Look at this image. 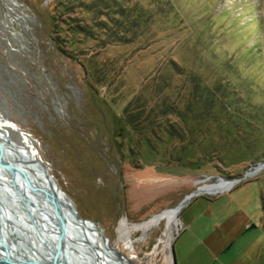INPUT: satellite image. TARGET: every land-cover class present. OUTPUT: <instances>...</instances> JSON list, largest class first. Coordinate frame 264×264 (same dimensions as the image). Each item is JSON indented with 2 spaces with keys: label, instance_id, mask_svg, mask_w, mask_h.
<instances>
[{
  "label": "rangeland",
  "instance_id": "rangeland-1",
  "mask_svg": "<svg viewBox=\"0 0 264 264\" xmlns=\"http://www.w3.org/2000/svg\"><path fill=\"white\" fill-rule=\"evenodd\" d=\"M61 1L0 0V132L135 264H174L196 200L232 190L257 226L198 263L264 264V0H135L123 41ZM187 198L176 226L133 229Z\"/></svg>",
  "mask_w": 264,
  "mask_h": 264
},
{
  "label": "water",
  "instance_id": "water-1",
  "mask_svg": "<svg viewBox=\"0 0 264 264\" xmlns=\"http://www.w3.org/2000/svg\"><path fill=\"white\" fill-rule=\"evenodd\" d=\"M251 174L247 173L246 177ZM197 194L200 193L193 192L191 197ZM39 196L44 198L46 207L35 201ZM31 201L40 207L41 213L29 205ZM88 222L99 226L98 222L80 215L44 161L31 150L23 151L16 140L0 133V264H51L46 252L38 249L41 239L43 244H49L47 237H51V233H46L47 229L57 231L55 244L60 247L61 264H106L109 255L124 260L125 264H135L121 250L107 245L101 229L105 247L95 243L90 230L86 229ZM25 245L36 247L38 254L22 253ZM101 249H104L103 254ZM80 252H89L92 257L86 256L84 261ZM172 255L173 263L177 264L174 245ZM59 261L54 257L53 264H60Z\"/></svg>",
  "mask_w": 264,
  "mask_h": 264
},
{
  "label": "crops",
  "instance_id": "crops-1",
  "mask_svg": "<svg viewBox=\"0 0 264 264\" xmlns=\"http://www.w3.org/2000/svg\"><path fill=\"white\" fill-rule=\"evenodd\" d=\"M233 192L226 191L211 199L196 200L192 212L183 220L184 230L177 238L181 240L187 235L175 250L178 264H199L200 250L220 254L227 246V250L231 248L246 231L257 226L250 213L248 194Z\"/></svg>",
  "mask_w": 264,
  "mask_h": 264
},
{
  "label": "trees",
  "instance_id": "trees-1",
  "mask_svg": "<svg viewBox=\"0 0 264 264\" xmlns=\"http://www.w3.org/2000/svg\"><path fill=\"white\" fill-rule=\"evenodd\" d=\"M75 1V0H74ZM82 1V0H80ZM135 0H93V2L88 4H85L84 9L89 13H99L101 11L103 16L100 20L99 24H95V26H100L105 31H108L109 29H114L115 31H118V34H107L110 39L115 41H123L126 39L125 34L127 31L123 28L124 25H128L126 23V19L132 21L133 23L139 20L140 17H144L145 15L142 14L134 2ZM140 2L142 0H139ZM61 5H59L60 8L66 7L67 1H61ZM139 2V3H140ZM76 3V2H74ZM131 22V23H132ZM97 23V22H96ZM129 26V25H128ZM126 27V26H125ZM91 31L90 29L85 28L82 30L83 32ZM262 203H263V210H264V192L262 195ZM175 245V243H174Z\"/></svg>",
  "mask_w": 264,
  "mask_h": 264
},
{
  "label": "bare ground",
  "instance_id": "bare-ground-1",
  "mask_svg": "<svg viewBox=\"0 0 264 264\" xmlns=\"http://www.w3.org/2000/svg\"><path fill=\"white\" fill-rule=\"evenodd\" d=\"M19 147L24 151V150H26V148L25 147H23V146H21V145H19ZM28 150H30V149H28ZM41 174V173H40ZM35 201L37 202V204L39 205V206H45L46 205V203H45V200H44V198H42V197H37L36 199H35ZM188 201H189V198H187V199H185L181 204H179L177 207H174V208H169V209H167V210H165L163 213H161L159 216H157V217H152L149 221H147L146 223H144V224H141V225H134L133 226V229H140V228H152L153 226H155V225H157V224H159L160 222H162L163 220H165V219H167L168 221H169V224L173 227V226H176V224H177V216L179 215V212L181 211V209L188 203ZM30 204V206H32V207H34V208H36V209H38V212L39 213H41V211H39V209H40V207H38L37 205H36V203H34V202H29ZM46 207V206H45ZM41 210V209H40ZM42 216H44V215H42ZM121 228H122V235L123 236H126V238H128V236H129V233H130V230L132 229V227L131 226H129L126 222L124 223V224H122V226H121ZM77 229H78V227H77ZM86 229H88V230H90V234H91V236L93 237V241L95 242V243H99L100 244V240H101V236H98V235H96L94 232H93V230L91 229V227H90V224L88 223L87 225H86ZM46 233H51V237H47L48 238V245H45L47 248H48V251L46 252V255L48 256V262H50L51 264H53V262H54V257H55V259H57L59 262H60V264H61V253H59L60 252V247L59 246H57L55 243V240H56V235H57V231L56 230H51V232L47 229L46 230ZM53 240H52V239ZM129 239V238H128ZM127 239V240H128ZM20 241H21V239H20ZM22 242V241H21ZM36 244H38L37 243V241L35 242ZM101 245V244H100ZM108 245H110V244H108ZM102 246V245H101ZM103 248L105 247V246H102ZM22 253H24V254H28L27 253V249H26V247L24 246V248H22ZM104 251V249H101L100 250V253L101 254H103L102 252ZM29 255V254H28ZM80 255H84V261L86 260L85 258H86V256L87 257H92V255L89 253V252H85V253H82V252H80ZM32 256H34V255H32ZM112 256V255H111ZM110 255L109 256H107V261H106V259H105V263L106 264H125V262H124V260H122V259H119V258H112ZM25 257V256H24Z\"/></svg>",
  "mask_w": 264,
  "mask_h": 264
},
{
  "label": "flooded vegetation",
  "instance_id": "flooded-vegetation-1",
  "mask_svg": "<svg viewBox=\"0 0 264 264\" xmlns=\"http://www.w3.org/2000/svg\"><path fill=\"white\" fill-rule=\"evenodd\" d=\"M0 133H2V132H0ZM4 134V133H3ZM5 135V134H4ZM48 239V238H47ZM31 240H32V238H31ZM35 244V243H34ZM25 247H26V249H27V253L29 254V256L30 255H33V254H38V251H37V249H36V247H32V246H30L29 247V245H25Z\"/></svg>",
  "mask_w": 264,
  "mask_h": 264
}]
</instances>
